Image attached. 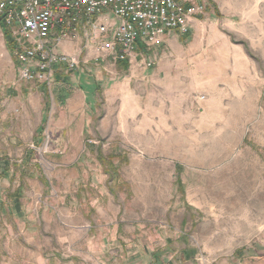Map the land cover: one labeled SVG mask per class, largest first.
Segmentation results:
<instances>
[{
  "label": "rangeland",
  "instance_id": "1",
  "mask_svg": "<svg viewBox=\"0 0 264 264\" xmlns=\"http://www.w3.org/2000/svg\"><path fill=\"white\" fill-rule=\"evenodd\" d=\"M198 1L127 69L78 38L49 86L0 29V264H264V0Z\"/></svg>",
  "mask_w": 264,
  "mask_h": 264
},
{
  "label": "built area",
  "instance_id": "2",
  "mask_svg": "<svg viewBox=\"0 0 264 264\" xmlns=\"http://www.w3.org/2000/svg\"><path fill=\"white\" fill-rule=\"evenodd\" d=\"M203 12L193 0H0L19 80L47 86L54 66L65 74L78 68V56L60 51L65 42L82 37L96 61H127L138 44L159 45L172 31L188 34Z\"/></svg>",
  "mask_w": 264,
  "mask_h": 264
},
{
  "label": "crops",
  "instance_id": "3",
  "mask_svg": "<svg viewBox=\"0 0 264 264\" xmlns=\"http://www.w3.org/2000/svg\"><path fill=\"white\" fill-rule=\"evenodd\" d=\"M195 2H197V3H199V4H202V3H200L198 0H195ZM186 5H188V3H186ZM198 17H199V16H197V17H195V18H193V19L191 20V22H190L189 33H190V31H191L192 29H194V28L196 27V23H197V21H198V19H197ZM189 33H188V34H189ZM188 34L183 35V34H180V33L176 32V31H172V32H168V33L164 36L163 41H162L159 45H155V46H152V47H146V46H143V44H138V47H137V49H136V51H135V53L133 54V57H132L131 59H128L127 61L117 62L116 65L118 64V65L124 66V64H126V65H127V66H126V69L129 68V67H132L133 64H137L138 60L145 59V56H146L147 52L150 51L151 49L161 47L162 45L165 44V42H168L170 39H173L175 36L183 37V36H186V35H188ZM80 38H82V37H80ZM81 40H82V39H81ZM81 42H82V41H81ZM67 44L70 45L71 48H70L68 51H65V50H64L63 53H65V54H67V55H71V54L74 52L73 42H72V43L68 42ZM73 55H74V54H73ZM75 56H76V55H75ZM148 62H151V60L146 59V61H145V65H146L147 68L151 67V66L154 64L153 62H151V66L148 67V66H147V63H148ZM14 67L16 68L15 63H14ZM55 77H56V74L54 75V78H55ZM53 81H54V79H53ZM42 85H43V84H42ZM44 85H45V84H44Z\"/></svg>",
  "mask_w": 264,
  "mask_h": 264
},
{
  "label": "trees",
  "instance_id": "4",
  "mask_svg": "<svg viewBox=\"0 0 264 264\" xmlns=\"http://www.w3.org/2000/svg\"><path fill=\"white\" fill-rule=\"evenodd\" d=\"M0 29L3 32V37L5 39V42L7 43V46L9 48V50L11 49V40H10V36H9V32L7 31V29L3 26V24L0 22ZM126 64H124V68H126Z\"/></svg>",
  "mask_w": 264,
  "mask_h": 264
}]
</instances>
